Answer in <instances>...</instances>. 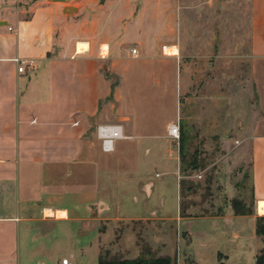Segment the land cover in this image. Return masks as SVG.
Listing matches in <instances>:
<instances>
[{
  "label": "crops",
  "instance_id": "crops-1",
  "mask_svg": "<svg viewBox=\"0 0 264 264\" xmlns=\"http://www.w3.org/2000/svg\"><path fill=\"white\" fill-rule=\"evenodd\" d=\"M207 3L217 1L0 0V264H60L44 251L21 257L26 208L60 219H73L79 206L83 215L116 221L171 218L166 198L175 187L178 212L187 139L180 130L178 140L171 137L168 127L180 114L185 23ZM250 17L260 114L248 144L258 212L264 201V0H250ZM19 60L26 63L21 72ZM105 123L120 124L124 135L111 152L96 135ZM229 213L211 217L229 222V244L246 242L243 249H250L243 223L256 234V216ZM98 258L94 251L97 264ZM215 258L225 264L228 256L216 249Z\"/></svg>",
  "mask_w": 264,
  "mask_h": 264
},
{
  "label": "rangeland",
  "instance_id": "rangeland-1",
  "mask_svg": "<svg viewBox=\"0 0 264 264\" xmlns=\"http://www.w3.org/2000/svg\"><path fill=\"white\" fill-rule=\"evenodd\" d=\"M216 1L215 6H202L201 16L190 15L193 20L184 27V84L177 124L187 140L179 165L178 212L173 182L168 185L174 192L166 198L171 218L162 219L165 215L160 213L149 215V220L116 221L109 214L83 215L79 206L73 219H60L26 208L21 257L44 251L46 258L53 256L57 262L67 255L77 260L74 264H97L96 251L104 258L167 255L176 264H218L219 249L228 256L225 264H255L264 252V232L253 235L246 221L244 236L251 248L243 249L246 242L234 248L227 241L229 222L211 217L225 216L229 209L231 214L236 202L238 209L252 211L255 219L263 217L259 224L264 230V215L257 212L252 195L248 144L260 114L251 77L250 0ZM110 185L114 193L115 183ZM125 195L124 200L129 192ZM110 196L105 194L107 200ZM31 238L44 239L46 245H30ZM87 247L92 249L89 258Z\"/></svg>",
  "mask_w": 264,
  "mask_h": 264
},
{
  "label": "built area",
  "instance_id": "built-area-1",
  "mask_svg": "<svg viewBox=\"0 0 264 264\" xmlns=\"http://www.w3.org/2000/svg\"><path fill=\"white\" fill-rule=\"evenodd\" d=\"M132 55H137V49L135 47L130 49ZM20 65L18 66V71H23L25 61L19 60ZM30 64V63H28ZM168 134L179 139V125L177 123L170 124L168 127ZM96 135L100 140L101 148L105 152H111L114 148V142L117 139L124 137L122 133V127L118 123H105L96 126ZM60 264H72L71 261L65 257L62 258Z\"/></svg>",
  "mask_w": 264,
  "mask_h": 264
},
{
  "label": "trees",
  "instance_id": "trees-1",
  "mask_svg": "<svg viewBox=\"0 0 264 264\" xmlns=\"http://www.w3.org/2000/svg\"><path fill=\"white\" fill-rule=\"evenodd\" d=\"M182 151V145L180 146ZM235 206L236 214H246L251 213V211L238 209L237 203H233ZM263 217H258L256 219V234L264 232L263 228L260 227L259 220ZM98 264H176L175 259L169 256H138L132 259H120V258H104L99 256ZM255 264H264V252H261L255 259Z\"/></svg>",
  "mask_w": 264,
  "mask_h": 264
},
{
  "label": "bare ground",
  "instance_id": "bare-ground-1",
  "mask_svg": "<svg viewBox=\"0 0 264 264\" xmlns=\"http://www.w3.org/2000/svg\"><path fill=\"white\" fill-rule=\"evenodd\" d=\"M258 212L261 213V214L264 213V201H259L258 202ZM62 215H64V213Z\"/></svg>",
  "mask_w": 264,
  "mask_h": 264
},
{
  "label": "water",
  "instance_id": "water-1",
  "mask_svg": "<svg viewBox=\"0 0 264 264\" xmlns=\"http://www.w3.org/2000/svg\"><path fill=\"white\" fill-rule=\"evenodd\" d=\"M52 1H62V2H64L65 0H52ZM70 8H72L71 6H65V9L67 10V9H70ZM2 23H4L5 24V22H2Z\"/></svg>",
  "mask_w": 264,
  "mask_h": 264
}]
</instances>
